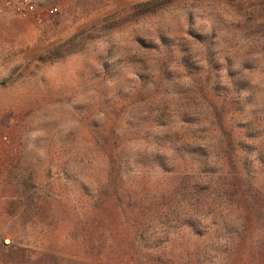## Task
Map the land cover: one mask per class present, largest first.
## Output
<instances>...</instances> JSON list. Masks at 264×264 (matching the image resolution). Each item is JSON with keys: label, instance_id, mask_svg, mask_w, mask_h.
Wrapping results in <instances>:
<instances>
[{"label": "rangeland", "instance_id": "obj_1", "mask_svg": "<svg viewBox=\"0 0 264 264\" xmlns=\"http://www.w3.org/2000/svg\"><path fill=\"white\" fill-rule=\"evenodd\" d=\"M152 1L0 20V264H264V0Z\"/></svg>", "mask_w": 264, "mask_h": 264}, {"label": "built area", "instance_id": "obj_2", "mask_svg": "<svg viewBox=\"0 0 264 264\" xmlns=\"http://www.w3.org/2000/svg\"><path fill=\"white\" fill-rule=\"evenodd\" d=\"M39 0H0V20L12 15L15 17H29L33 14L39 16ZM45 12L53 15L57 12L56 6H49Z\"/></svg>", "mask_w": 264, "mask_h": 264}, {"label": "trees", "instance_id": "obj_3", "mask_svg": "<svg viewBox=\"0 0 264 264\" xmlns=\"http://www.w3.org/2000/svg\"><path fill=\"white\" fill-rule=\"evenodd\" d=\"M152 2H154L155 4L158 2V0H153ZM108 159L109 161V167L115 168V166H119L120 165V155L115 154L112 155L110 152L108 153ZM118 180L121 181V178H119ZM139 182H141V178H139ZM136 191H126L125 193H123V195H132L135 194Z\"/></svg>", "mask_w": 264, "mask_h": 264}, {"label": "crops", "instance_id": "obj_4", "mask_svg": "<svg viewBox=\"0 0 264 264\" xmlns=\"http://www.w3.org/2000/svg\"><path fill=\"white\" fill-rule=\"evenodd\" d=\"M2 200V197H0V201Z\"/></svg>", "mask_w": 264, "mask_h": 264}]
</instances>
